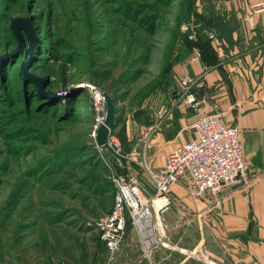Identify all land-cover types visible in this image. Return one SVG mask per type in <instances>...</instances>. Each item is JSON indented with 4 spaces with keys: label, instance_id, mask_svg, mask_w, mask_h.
Segmentation results:
<instances>
[{
    "label": "rangeland",
    "instance_id": "1",
    "mask_svg": "<svg viewBox=\"0 0 264 264\" xmlns=\"http://www.w3.org/2000/svg\"><path fill=\"white\" fill-rule=\"evenodd\" d=\"M191 1L0 0L1 71H12L7 79L14 85L21 80L33 83L41 97L39 103L22 98L19 91L17 98L12 86L0 85V264H62L65 253H79L82 244L92 253L94 232L115 200L93 180L104 169L115 196L117 180L132 179L150 203L151 198H169L167 206L152 205L158 232L163 233L158 214L166 208L177 218H162L163 223L190 228L178 217V210L188 212L189 206L172 200L171 190L160 194L139 157H122L110 145L101 150L92 136L97 121L92 86L109 92L120 110L121 118L110 133L123 126L127 130L128 121L134 120L132 145L145 146L148 133L141 128L156 121L160 102L176 89L174 62L179 34L193 25L185 20ZM130 6L155 14L157 26L149 30L134 22L128 15L135 13L128 11ZM19 17L28 18L32 26L28 71L35 79L21 76L29 35L19 27L25 45L18 50L20 38L12 20ZM103 107L106 114V101ZM117 158L121 168L113 161ZM125 214L130 218L127 234L141 246L129 209ZM165 232L169 247V229ZM175 238L187 246L194 242L185 233L183 239L178 234ZM94 259L93 264H118L117 254L112 258L105 247L97 248ZM227 259L250 264L246 257Z\"/></svg>",
    "mask_w": 264,
    "mask_h": 264
},
{
    "label": "crops",
    "instance_id": "2",
    "mask_svg": "<svg viewBox=\"0 0 264 264\" xmlns=\"http://www.w3.org/2000/svg\"><path fill=\"white\" fill-rule=\"evenodd\" d=\"M259 1L198 0V9L214 18L208 32L211 48L204 52L194 47L175 64L174 71L176 79L184 75L202 79L203 86L196 90L199 110L180 101L175 80L176 89L160 102L159 109L166 110L164 116L157 115L155 122L141 128L150 134L155 123L162 120L160 128L152 133L151 147L132 145L126 155H133L134 160L139 157L141 163L150 156L152 173L159 178L173 145L194 137L191 124L199 114L220 110L225 114V123L240 128L245 158L250 164L249 181L241 179L224 188L217 204L210 198L188 197L184 185L173 184L170 198L189 206L188 215L198 214L186 225L178 210L183 225L190 228L163 223L162 218H177L166 208L158 217L164 225L160 226L163 233L169 229L170 246L154 250L148 259L135 237L127 234L116 253L118 264H232L230 257L235 261L246 257L245 262L250 264H264V15L254 14L251 9ZM191 38L195 39L196 33ZM133 121L127 123L129 141L134 133ZM151 199L152 205L167 206V197ZM184 233L194 241L193 245L174 242L175 235L183 239Z\"/></svg>",
    "mask_w": 264,
    "mask_h": 264
},
{
    "label": "built area",
    "instance_id": "3",
    "mask_svg": "<svg viewBox=\"0 0 264 264\" xmlns=\"http://www.w3.org/2000/svg\"><path fill=\"white\" fill-rule=\"evenodd\" d=\"M251 9L254 14L264 15V0L251 5ZM211 36L213 37V34ZM176 81L178 85L176 92L180 101L187 107L198 111L200 99L196 90L203 86L202 79L184 75L178 77ZM92 88H94L93 92H95L97 100V121L92 130V136L97 139L99 128L106 117L103 111L105 97L99 89L93 86ZM165 113L166 110L161 108L157 115L162 118ZM224 116V112L220 110L199 114L191 124L194 137L173 145L166 154L163 171L159 178H156L152 173L153 159L149 158L150 156L142 163L144 169L151 175L160 194L166 196L165 194H168L171 186L179 183L185 186L193 199L210 198L214 204H217L224 188L234 185L242 177L245 181H249L246 174H248L250 164L245 158L240 128L225 123ZM161 124L162 120L157 121L150 134L147 135V144H145L147 149L151 147L150 135L159 129ZM119 141L115 134L110 133L107 143L103 146L99 145V147L102 150L110 145L115 148L116 153L123 156ZM117 183L118 190L113 207L99 221L97 230L100 238L105 242L107 250L113 258L120 250L127 235L125 214L127 208L134 219L135 228L140 234L143 256L150 258L154 249L169 245L165 233L158 232V228L153 224L152 203L142 197V191L132 179H120L117 180ZM180 215L184 224L190 225L198 214L188 215L182 209Z\"/></svg>",
    "mask_w": 264,
    "mask_h": 264
},
{
    "label": "trees",
    "instance_id": "4",
    "mask_svg": "<svg viewBox=\"0 0 264 264\" xmlns=\"http://www.w3.org/2000/svg\"><path fill=\"white\" fill-rule=\"evenodd\" d=\"M159 1H164V0H159ZM198 0H192L190 5H189V11L187 12V15L185 16V20L192 21L193 25L191 26L190 30L187 32H181L179 34V39H178V55L175 58L174 64H177L184 56L185 54L189 53L194 49V47H198L201 49V51L207 52L209 48H211V41L208 36V32L212 30L213 23H214V18L211 16H208L207 13L200 11L198 9ZM147 6L144 5V8ZM129 12H135V13H128L129 17L142 27L147 26L149 30H153L157 24L154 22L155 14H146L144 12V8H142V11L139 9H133L134 7H127ZM139 10V11H137ZM142 15V16H141ZM182 19V18H181ZM193 33H196V38H191V35ZM4 67L3 65H0V85H4L5 87L9 88L12 86L16 92L17 96L19 94V91L23 95L22 98H32L33 101L36 102H41V97L40 94L38 93V90L36 86L31 83V82H23L21 80V84L19 85L18 82L15 81V85L13 82H10L9 79H7V76H9L10 70L5 69L3 72L1 71V68ZM16 72V71H15ZM109 77V76H108ZM109 79V78H108ZM174 81V80H173ZM21 87L23 88V91H21ZM98 87V86H97ZM172 93V92H171ZM17 98H20L19 96ZM53 105V104H52ZM116 112L119 114L120 110L116 108ZM120 116L118 117V120L114 124L112 128H116ZM150 123V122H149ZM112 134H115L122 145V154L125 156L128 153L131 152L132 150V142L128 140L127 137V130L126 127L123 126L121 129L118 131H112ZM106 150V148L102 149ZM60 158L62 159L63 153H60ZM122 156V157H124ZM68 159V158H66ZM65 159V160H66ZM120 158H117L114 161L115 165L118 166L120 163ZM64 161V160H63ZM100 161V160H99ZM97 166L100 165V163L97 162ZM118 168H121V165H119ZM102 169H104V166H102ZM104 172H101L97 178L93 179L94 181H98L102 185V188L104 189V194L109 195V199L112 201L115 199V194L112 193V181L106 178V173L107 170L104 169ZM105 173V174H104ZM111 193V194H110ZM115 193V192H114ZM104 202V201H102ZM103 207H105L104 203L101 204ZM109 210V209H108ZM107 210V211H108ZM109 212V211H108ZM129 223H130V218L127 217V222H126V229L129 228ZM128 231V229H127ZM93 241L95 242L94 251L91 253L89 251L90 248L87 247V245L82 244L80 246V252L77 254H71V253H65V258H61L62 264H93L96 259L92 261V257L96 258L97 255V248L99 247H106L105 242L100 238L99 231L94 232V238ZM96 251V252H95Z\"/></svg>",
    "mask_w": 264,
    "mask_h": 264
},
{
    "label": "water",
    "instance_id": "5",
    "mask_svg": "<svg viewBox=\"0 0 264 264\" xmlns=\"http://www.w3.org/2000/svg\"><path fill=\"white\" fill-rule=\"evenodd\" d=\"M12 22H13L12 27H13L14 31L17 33L18 37L20 38V43H19V46L17 48L18 50H22V48L25 45L23 37L19 33V30H18L19 27L22 26L24 29H26V31L29 35V44H28L27 53H26L24 61L21 64V76L24 79H28L31 77H33L35 79V76L28 71L30 63H31V58H32L31 48L33 47V44H34L33 35L30 32V30H32V26L30 24V21L28 18L24 19V18L19 17V18H14L12 20ZM97 89H99L103 93V95L105 97L106 104H107L106 117H105L104 122L101 124V126L99 128L98 136H97L98 145L103 146L108 141L110 130L114 126V124L116 123V121L118 119V115H117L118 113L116 112L114 100H113L112 96L109 94V92H107L106 90L100 89V88H97ZM175 93H176V91H175Z\"/></svg>",
    "mask_w": 264,
    "mask_h": 264
}]
</instances>
